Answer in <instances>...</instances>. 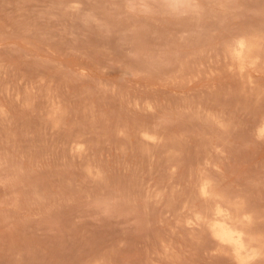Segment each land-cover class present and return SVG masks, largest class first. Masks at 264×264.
<instances>
[{"label": "rangeland", "instance_id": "1", "mask_svg": "<svg viewBox=\"0 0 264 264\" xmlns=\"http://www.w3.org/2000/svg\"><path fill=\"white\" fill-rule=\"evenodd\" d=\"M263 122L264 0H0V264H231L186 220L264 236Z\"/></svg>", "mask_w": 264, "mask_h": 264}, {"label": "bare ground", "instance_id": "2", "mask_svg": "<svg viewBox=\"0 0 264 264\" xmlns=\"http://www.w3.org/2000/svg\"><path fill=\"white\" fill-rule=\"evenodd\" d=\"M243 38H245V37H242V39ZM242 39H240L237 42V44L233 47V51L231 49L230 53L233 54V55H231V57H232V59L234 57V60L237 64L236 65L235 63H233L237 67L236 66L234 67V65L232 64L234 67L233 69L238 68L240 73H242V77L244 79V76H245L244 73H247V71L251 67V65L257 64V63L251 61L252 60L251 55H252V52L254 50H253L252 46L249 44V40H247V42H246V41H243ZM250 43H251V41H250ZM256 48H257V46H256ZM254 54H255V52H254ZM234 60H233V62H234ZM254 61H255V59H254ZM253 69H255V68H253ZM235 71H237V69ZM228 72H229V70H228ZM255 72H256V70H254L253 73H255ZM235 74H238V72ZM243 74H244V76H243ZM248 75H250V77L248 76V78H251V75H253V74L250 73ZM237 77H238V75H237ZM239 78H241V75ZM251 84H252V81H251ZM258 130H259V132H258L259 136L258 137L260 139L261 138L264 139V122L260 125V128ZM150 139H152V138H150ZM210 164H211V161H210ZM207 168H205V170H208ZM198 175H199V173H198ZM193 178H195V177H193ZM216 187L217 186L215 185L214 180H212V178L208 174H206L204 172L202 173V171H201L199 179H198L197 188H198V194H199L201 204L203 203L206 206V209L204 210V212H203V210L199 211V212H203V213H199V214L196 213L195 214L196 216H194L195 218L193 217L190 220H188L189 219L188 218L189 216H188L187 217L188 219L186 220L188 222V225L189 226L195 225V227L199 226V228L201 227L202 230L203 229L206 230L205 231L207 233L206 235L209 234V236L212 239L211 242H212V246L214 245V252L218 255H223V256L225 255L228 258L227 262L231 261L232 262V263L230 262L231 264H261V263H264V236H262L261 234L257 235L255 233L257 230V228H255V227L256 226L258 227V225L254 226L256 222H255V220H253L252 213H251V210H253V209H251L249 211L250 208L249 207L247 208V206H245L246 205L245 203L242 204V201H243V200L241 201L242 198L239 199L241 201V203H238L236 201H235L236 202L235 203V202H232L231 200H228L227 197L225 195L221 194L217 190L218 188H216ZM233 197H235V196H233ZM200 201H198V203ZM188 206H187V208H188ZM185 211H184V213H185ZM194 212H197V210H195ZM253 213H255V212H253ZM183 217H185V216H183ZM256 218H258V217H256ZM184 220H185V218H184ZM258 224H259V222H258ZM184 225H186V224H184ZM204 230H203V233H204ZM259 231H261V230H259ZM261 233H263V232H261ZM199 242H200V240H199ZM174 252H175V250H174Z\"/></svg>", "mask_w": 264, "mask_h": 264}]
</instances>
